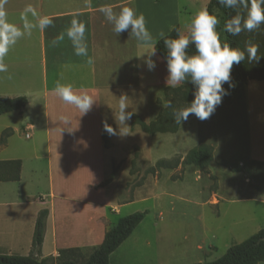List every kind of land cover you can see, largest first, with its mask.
Masks as SVG:
<instances>
[{"label":"rangeland","instance_id":"rangeland-1","mask_svg":"<svg viewBox=\"0 0 264 264\" xmlns=\"http://www.w3.org/2000/svg\"><path fill=\"white\" fill-rule=\"evenodd\" d=\"M103 30L110 39L108 35L114 31L108 27ZM248 35L252 44L259 45L257 55L262 56L251 65L264 62V25ZM96 44L95 94L78 91V95L87 93L94 100L90 111L81 115L75 106H67L64 117L69 124L58 118L53 126L59 131L53 128L48 137L35 112L31 117L36 118V128L29 133L22 129L25 118L17 113L0 116V139L6 129L11 130L0 145V156L22 161L27 217L35 207L40 208L39 201L47 198L51 186L56 195L50 200L52 212L56 218L64 216L77 231L87 211H95L99 220L95 223L103 234L118 218L147 211L144 220L111 254L110 264L211 262L263 229L264 195L250 187L244 173L224 166L251 160L264 163V133H247L242 96L222 100L206 120L188 118L175 133L150 136L132 125L130 118L126 130L110 134L104 124L119 133L115 116L121 95L128 97L126 111L140 121L155 119L165 106L163 91L169 85L162 78L167 68L156 62L155 69L146 72L133 50L126 55L131 43L116 39ZM254 72L264 75V69L258 67ZM4 92L0 91V97H17ZM199 145L211 148L212 160L205 171L182 164L186 154ZM49 146L53 151L51 166L47 162ZM160 161L166 165L158 166ZM34 196L40 197L37 200ZM98 232L95 227L94 235ZM71 238L72 244L84 247L79 249L80 260L101 243L94 236ZM30 246L32 242L27 247L22 237L13 255L28 256ZM47 252L44 249V254Z\"/></svg>","mask_w":264,"mask_h":264},{"label":"crops","instance_id":"crops-1","mask_svg":"<svg viewBox=\"0 0 264 264\" xmlns=\"http://www.w3.org/2000/svg\"><path fill=\"white\" fill-rule=\"evenodd\" d=\"M208 2L209 0H0L7 13L8 22L20 28H23L25 9L31 6L32 11L27 14V21L34 25L30 35L26 34L10 48L4 58L7 71L0 72V88L2 89L0 91H5L4 94L10 97L26 96L27 98V104L20 112L10 113H17L19 117L25 118L22 126L25 133L34 131L36 128L33 122L36 118L31 117L34 112L41 120V126L45 129L47 137L53 128L54 132H58V127H54L55 121L65 116V109L70 104L60 100L54 89L57 84H71L76 94L79 90H91L95 94L97 74L95 56L98 42L117 39L118 42L129 45L131 43L126 55H130L133 50L142 67L141 55L146 49L129 36L128 32H123L119 36L113 32L108 35L110 39L106 38L107 34L102 33L103 28L106 30V27L113 31L112 25L106 21L100 11L102 7L111 6L114 11L119 12L122 7L128 6L133 7L137 13H143L147 28L156 42L161 38L160 33L165 36L174 27H178L179 33L187 34V25L191 18L197 12L206 9ZM44 16L50 18L53 23L41 30L38 23ZM74 18L85 25L86 56L75 55L73 43L66 35ZM61 36L63 39L53 45L52 41ZM152 59L159 65L165 66L157 54ZM143 69L145 68H141ZM164 73L162 80L166 83L168 73ZM240 96L247 114V133H264V79L249 80ZM14 130L16 128H13ZM48 148L47 162L51 166L53 151L51 146ZM252 152L254 153V149ZM14 160L19 159L0 156V162ZM19 161V180L0 182V255H13L20 247L22 237L27 247L31 244L35 220L39 210L43 208L48 210V216L41 257H56L60 250L84 248L72 244L74 239L71 237L74 235L85 238L94 236L95 239L100 238L102 242L104 234L95 223L99 220L94 210L86 212L83 224H77L78 231L64 216L59 215L56 218L50 208V200L56 198L51 186L52 175L49 180L51 186L49 195H45L47 198L44 197L42 201H39L40 208L35 207L32 214L27 217L26 210L23 208L25 187L22 161ZM39 197L33 198L38 200ZM82 205L85 204L82 203ZM91 206L95 205L91 204ZM95 227L99 230L96 235H94ZM45 247L47 254H44Z\"/></svg>","mask_w":264,"mask_h":264},{"label":"clouds","instance_id":"clouds-1","mask_svg":"<svg viewBox=\"0 0 264 264\" xmlns=\"http://www.w3.org/2000/svg\"><path fill=\"white\" fill-rule=\"evenodd\" d=\"M217 2L230 9L244 8L245 12H236L224 25V30L232 35L238 36L243 31L253 32L264 25V0H217ZM31 6L25 9L23 28L9 23L7 13L0 3V72L7 71L4 58L10 48L23 36L30 35L34 27L27 21V14L31 12ZM106 21L112 25L114 33L119 36L128 32L138 44L146 49L141 55L143 64L149 71L156 67V61L152 59L156 55V42L152 33L148 30L143 13H137L133 7H122L119 12L111 6L100 9ZM34 14V13H33ZM52 20L47 16L39 19L38 27L43 30L52 25ZM219 20L207 9L197 12L187 25V34L177 33L176 38H163L164 47L167 50V78L166 84L172 87L183 85L190 81L194 86L193 98L187 103V107L175 109L173 116L177 124L186 121L190 115H194L203 121L214 114L216 108L221 104L222 98L227 95L223 88L225 83H230L231 69L234 64H239L247 59V62H258L262 56H258L259 45L247 43L244 51L239 48L230 47L228 43H222L217 31ZM85 25L77 20L71 21V26L66 35L72 41L75 55L86 56L87 44L85 42ZM63 36L52 41L53 45L62 40ZM194 47V54L189 55L187 49ZM247 53V56H246ZM56 95L65 104L75 106L81 113L86 114L91 110L94 100L87 93L76 94L71 84H57L54 89ZM118 115L115 119L119 121V133L104 124L105 130L110 134H120L121 129H127L126 121L132 116L128 109V97L121 95L118 99ZM171 107V101L168 102ZM65 125L69 124L67 117L60 118ZM63 131V130H62Z\"/></svg>","mask_w":264,"mask_h":264},{"label":"trees","instance_id":"trees-1","mask_svg":"<svg viewBox=\"0 0 264 264\" xmlns=\"http://www.w3.org/2000/svg\"><path fill=\"white\" fill-rule=\"evenodd\" d=\"M206 9L212 15H215L219 24L217 31L220 34L222 43H228L230 47L239 48L244 51L248 40V34L252 32L243 31L238 36H232L224 30L225 23L236 14L237 11L244 13V8L230 9L217 2V0H209ZM179 32L178 27H174L163 38H176ZM246 32V35H244ZM163 38L156 41V54L163 61L165 66L167 50L163 44ZM263 46V45H262ZM194 47L189 46L187 52L189 55L194 54ZM247 56V53H246ZM258 66L255 67V65ZM264 69V62L249 63L247 59L239 64H234L231 69L230 83L233 87H229L228 83L223 85L227 91L222 100H229L233 96L241 94L242 89L249 80H262L264 75L257 76L253 71L255 68ZM194 86L190 81H186L183 85L176 87L167 86L163 91V99L165 106L157 114L155 119L149 123L140 121L136 116L132 115V125L139 126L140 130L147 135L175 133L180 125L175 122L173 111L187 107V103L193 98ZM171 101V107L168 102ZM27 104V98L19 96L15 98L0 97V115L10 112H20ZM195 117L190 115L188 118ZM196 118V117H195ZM185 122V121H184ZM11 134V130L6 129L0 139V145L5 143V139ZM211 148L206 145H199L191 149L184 157L183 165L195 166L199 171H205L211 159ZM160 167L166 165L165 161L157 164ZM234 173H244L248 183L252 189L264 195V163L255 160L248 161L244 165L233 163L224 165ZM20 171V161L0 162V182L18 181ZM147 211L135 212L128 216L120 217L116 223L104 234L102 242L88 255L85 259L80 260L78 248L60 250L58 256L41 257V247L45 233L46 219L48 210L41 209L36 217L31 253L28 256L16 255H0V264H110L109 258L111 254L132 234L136 227L144 220ZM264 262V228L244 240L243 242L231 246L226 253L220 258L211 262L196 264H260Z\"/></svg>","mask_w":264,"mask_h":264}]
</instances>
